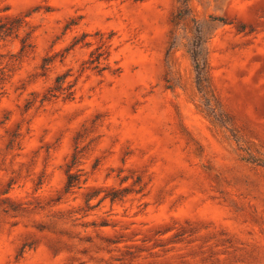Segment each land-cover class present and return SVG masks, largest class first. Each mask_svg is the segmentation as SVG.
Returning <instances> with one entry per match:
<instances>
[{"label": "rangeland", "instance_id": "obj_1", "mask_svg": "<svg viewBox=\"0 0 264 264\" xmlns=\"http://www.w3.org/2000/svg\"><path fill=\"white\" fill-rule=\"evenodd\" d=\"M0 78V264H264V0H0Z\"/></svg>", "mask_w": 264, "mask_h": 264}, {"label": "trees", "instance_id": "obj_2", "mask_svg": "<svg viewBox=\"0 0 264 264\" xmlns=\"http://www.w3.org/2000/svg\"><path fill=\"white\" fill-rule=\"evenodd\" d=\"M28 47H29V45H28L27 41H23L22 51H25L26 48H28ZM191 57L194 61V65H195L194 67H195V72H196L197 88L199 91H202V81H203L202 77L204 74V70H203L202 63L200 62V53L198 51H192ZM0 80H2V79L0 78ZM64 84L65 83L63 82V79H61L60 77L57 78L56 86L49 91V93L47 94V96L45 97L44 100L51 101L52 99L56 98L58 96V94H63V92L65 90ZM71 88H72V86H70L68 89L70 90ZM77 186L78 185H77V183H75L73 175L70 174L68 176V183L66 186L67 192L71 191L72 189H74Z\"/></svg>", "mask_w": 264, "mask_h": 264}]
</instances>
